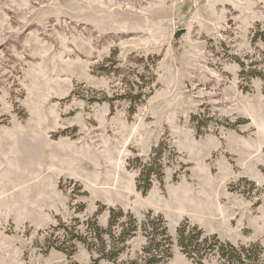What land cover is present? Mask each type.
Segmentation results:
<instances>
[{"label":"rangeland","instance_id":"374dc122","mask_svg":"<svg viewBox=\"0 0 264 264\" xmlns=\"http://www.w3.org/2000/svg\"><path fill=\"white\" fill-rule=\"evenodd\" d=\"M249 71L264 74V0H0V264H93L87 224L112 208L138 231L97 264L135 261L149 212L171 237L164 264H193L185 222L264 260V80ZM151 163L163 176L142 194Z\"/></svg>","mask_w":264,"mask_h":264},{"label":"trees","instance_id":"16d2710c","mask_svg":"<svg viewBox=\"0 0 264 264\" xmlns=\"http://www.w3.org/2000/svg\"><path fill=\"white\" fill-rule=\"evenodd\" d=\"M238 63L240 67L243 66L240 62ZM248 76L251 79L264 80V74L260 72L249 71ZM133 111L134 109L131 108L130 112ZM152 164H147L140 170L136 189L142 194L150 189L154 174H156V180L159 181L163 176L160 166H156V171L151 166ZM260 170L264 173V167ZM141 181H144L145 186L140 184ZM87 225L92 235L91 239L98 242L100 246L98 258L93 260V264H97L98 260L102 259L111 263L115 262L120 253L124 251L126 242L138 231L134 216L131 213H124L120 208L108 210V223L105 229L99 227L95 220L89 221ZM115 229H120L118 235L114 234ZM53 231H58V228H54ZM141 233L145 238V246L140 256L130 264H164L171 258L172 241L161 215L153 217L149 212L142 225ZM104 237L109 238L112 243V248L107 251ZM72 238L84 244L89 251L94 249V245L87 243L84 237L74 236ZM176 242L182 255L193 264H204L209 257L217 258L221 264H264V260L260 257L263 250L258 244L237 247L229 242H221L216 235L204 236L200 229L190 228L186 222L178 228ZM58 249L68 258L71 257L72 253H66L65 249Z\"/></svg>","mask_w":264,"mask_h":264},{"label":"water","instance_id":"95a60500","mask_svg":"<svg viewBox=\"0 0 264 264\" xmlns=\"http://www.w3.org/2000/svg\"><path fill=\"white\" fill-rule=\"evenodd\" d=\"M184 32H185V30H179V31H176V32L174 33V35H173L174 40H178L179 37H180L182 34H184Z\"/></svg>","mask_w":264,"mask_h":264}]
</instances>
